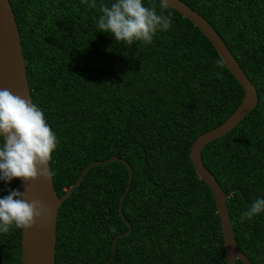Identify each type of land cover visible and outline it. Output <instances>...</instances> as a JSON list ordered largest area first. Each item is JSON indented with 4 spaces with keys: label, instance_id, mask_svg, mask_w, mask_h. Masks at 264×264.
I'll return each mask as SVG.
<instances>
[{
    "label": "trees",
    "instance_id": "trees-1",
    "mask_svg": "<svg viewBox=\"0 0 264 264\" xmlns=\"http://www.w3.org/2000/svg\"><path fill=\"white\" fill-rule=\"evenodd\" d=\"M179 1L210 25L256 91L254 109L200 157L228 196L239 252L264 264V212L241 221L264 198V0ZM8 2L31 102L58 139L49 165L57 198L93 162L115 157L131 170L122 216L126 166L85 172L57 209L54 264H225L213 197L189 148L231 115L243 92L206 38L156 0L142 2L170 15L172 28L132 45L96 28L100 5L115 0H95V8L93 0ZM9 188L19 189L18 179L0 181V198ZM19 238L15 225L0 233V264H20Z\"/></svg>",
    "mask_w": 264,
    "mask_h": 264
},
{
    "label": "water",
    "instance_id": "water-1",
    "mask_svg": "<svg viewBox=\"0 0 264 264\" xmlns=\"http://www.w3.org/2000/svg\"><path fill=\"white\" fill-rule=\"evenodd\" d=\"M156 1L160 3V0ZM165 8L175 11L206 38L226 70L235 79L243 92L240 103L223 123L199 135L193 141L189 148V161L196 178L207 186L213 197L226 249L225 264H235L236 261H239L241 264H250L248 260L239 252L234 240L226 208L228 196L222 193L214 177L203 166L200 152L206 144L231 131L247 114L254 109L257 104L256 91L244 72L238 66L236 60L231 55L225 44L198 13L179 0H168ZM2 89H8L13 95L20 96L31 101L26 79L24 59L21 51L20 37L8 0H0V90ZM113 161L123 163L121 160L111 157L105 161L93 162L85 167L79 174L74 184L70 186L60 198H57L56 196L52 184V178L48 180L39 178L36 181H30L28 183L27 187L30 191L26 193V199L29 201L31 199H40L48 206L50 214H46L42 218L38 219L35 226L31 229H20V264H54L57 209L74 190L88 169ZM123 164L126 166L128 171V180L124 193L118 204L120 216H122L120 210L121 203L131 180V170L128 165L125 163ZM18 188L22 192L25 189V184L21 179H18ZM129 230L130 228L128 226L126 233L119 235L114 239L112 243L113 250L115 248L116 239L127 234Z\"/></svg>",
    "mask_w": 264,
    "mask_h": 264
},
{
    "label": "clouds",
    "instance_id": "clouds-1",
    "mask_svg": "<svg viewBox=\"0 0 264 264\" xmlns=\"http://www.w3.org/2000/svg\"><path fill=\"white\" fill-rule=\"evenodd\" d=\"M167 2L160 0L161 8L166 7ZM88 6L95 8V0ZM100 12L96 20L97 30L128 45L136 41L151 44L158 31H168L173 26L170 15L157 14L155 5L146 7L142 0H115L110 7L100 5ZM0 138L3 140L0 145V181L10 183L13 179H21L25 184L23 192L9 188V194L0 198V233H8L13 225L17 229H31L38 219L50 214V209L40 199H26V193L30 191L27 185L39 178H51L49 165L57 148V136L35 103L2 89ZM262 212L264 198L258 197L241 213V221Z\"/></svg>",
    "mask_w": 264,
    "mask_h": 264
}]
</instances>
